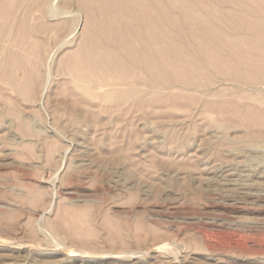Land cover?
Returning a JSON list of instances; mask_svg holds the SVG:
<instances>
[{
	"label": "rangeland",
	"instance_id": "rangeland-1",
	"mask_svg": "<svg viewBox=\"0 0 264 264\" xmlns=\"http://www.w3.org/2000/svg\"><path fill=\"white\" fill-rule=\"evenodd\" d=\"M262 2L0 0V264H264Z\"/></svg>",
	"mask_w": 264,
	"mask_h": 264
},
{
	"label": "bare ground",
	"instance_id": "bare-ground-1",
	"mask_svg": "<svg viewBox=\"0 0 264 264\" xmlns=\"http://www.w3.org/2000/svg\"><path fill=\"white\" fill-rule=\"evenodd\" d=\"M136 1H137V0H136ZM139 1H140V0H139ZM263 1H264V0H263ZM102 2L104 3V1H102ZM157 2H158V1H157ZM162 2H163V1H162ZM137 3H138V2H137ZM140 3H141V2H140ZM160 3H161V2H160ZM262 3H263V2H262ZM263 4H264V3H263ZM132 5H133V3H132ZM146 5H147V4H146ZM156 5H157V4H156ZM159 5H160V4H159ZM161 5L163 6V3H162ZM261 5H262V4H261ZM113 6H114V5H113ZM262 6H263V5H262ZM148 7H149V6H148ZM148 7H147V9H151V8H148ZM250 7H251V6H250ZM132 8H133V7H132ZM152 8H153V7H152ZM252 8H254V7H252ZM133 9H134V8H133ZM136 9H137V8H136ZM147 9H146V11H147ZM262 9H263V8H262ZM137 10H139V9H137ZM151 10H153V9H151ZM161 10H162V9H161ZM251 10H252V9H251ZM134 11H135V10H134ZM155 11H156V9H155ZM149 12H150V11H149ZM153 12H154V11H153ZM160 12H161V11H160ZM254 12H255V11H254ZM252 13H253V12H252ZM145 14H146V13H145ZM154 14L156 15V13H154ZM139 15H140V14H139ZM149 16H150V15H149ZM149 16H148V17H149ZM164 17H165V16H164ZM145 18H147V17H145ZM150 18H152V17H150ZM110 19H111V18H110ZM141 19H142V18H141ZM148 19H149V18H148ZM143 20H144V19H143ZM143 20H142V21H143ZM153 20H154V19H153ZM148 21H149V20H148ZM4 22H5V21H4ZM106 22H107V21H106ZM111 22H112V21H111ZM123 22H124V21H123ZM140 22H141V21H140ZM143 22H144V21H143ZM143 22H142V23H143ZM153 22H154V21H153ZM155 22H156V21H155ZM155 22H154V23H155ZM157 22L159 23V21H157ZM157 22H156V23H157ZM160 22H162V21H160ZM112 23H113V22H112ZM118 23H119V22H118ZM150 23H151V22H150ZM162 23H163V22H162ZM162 23H161V25H162ZM4 24H5V23H4ZM4 24H3V25H4ZM9 24H10V23H9ZM103 24H104V23H103ZM115 24H116V23H115ZM115 24H114V25H115ZM123 24H124V23H123ZM125 24H126V23H125ZM6 25H7V24H6ZM112 25H113V24H112ZM127 25H128V24H127ZM129 25H131V24H129ZM137 25H138V24H137ZM140 25H141V24H140ZM145 25H146V24H145ZM149 25H150V24H149ZM151 25H152V23H151ZM249 25H250V24H249ZM104 26H105V25H104ZM123 26H124V25H123ZM131 26H132V25H131ZM156 26H157V24H156ZM156 26H153V25H152L153 28H155ZM164 26H165V25H164ZM252 26H253V25H252ZM6 27H7V26H6ZM112 27H113V26H112ZM140 27H141V26H140ZM161 27H162V26H161ZM0 28H1V27H0ZM138 28H139V27H138ZM146 28H147V27H146ZM153 28L150 27V28H148V29L153 30ZM157 28H159V24H158V27H157ZM162 28H163V27H162ZM162 28H160V30H162ZM251 28L253 29V27H251ZM117 29H118V28H117ZM128 29H130V28H128ZM131 29H133V28H131ZM155 29H156V28H155ZM164 29H166V28H164ZM108 30H109V29H108ZM112 30H113V29H112ZM136 30H137V29H136ZM141 30H142V29H141ZM144 30L146 31V29H144ZM157 30H159V29H157ZM157 30H155V31H157ZM147 31H149V30H147ZM153 31H154V30H153ZM165 31H166V30H165ZM168 31H169V30H168ZM103 32H104V30H103ZM118 32H119V31H118ZM129 32H131V30H130ZM158 32H161L162 34L164 33L163 31H158ZM113 33H115V32H113ZM126 33H127V31H126ZM144 33H145V32H144ZM149 33H150V32H149ZM263 33H264V32H263ZM119 34H120V33H119ZM128 34H129V33H127V35H128ZM135 34H136V33H134V35H135ZM103 35H104V34H103ZM103 35H102V36H103ZM132 35H133V34H132ZM138 35H139V34H138ZM142 35H143V34H142ZM147 35H148V34H147ZM164 35H165V33L163 34V36H164ZM108 36H109V34H108ZM140 36H141V35H140ZM149 36H150V34H149ZM158 36H159V35H158ZM163 36L161 35L160 37H163ZM97 37H98V36H97ZM110 37H111V34H110ZM112 37H113V36H112ZM133 37H134V36H133ZM138 37H139V36H138ZM141 37H142V36H141ZM141 37H140V38H141ZM155 37H156V36H155ZM160 37H158V41H159V42L161 41V39H162V41H163V40L165 39L164 37H166V36H164L163 38H160ZM105 38H106V37H105ZM120 38H122V37H119V39H120ZM125 38H126V37H125ZM140 38H138V39H140ZM142 38H143V37H142ZM152 39H153V38H152ZM152 39H151V40H152ZM155 39H156V38H155ZM121 40H122V39H121ZM263 40H264V39H263ZM91 41H92V40H91ZM99 41H100V40H99ZM111 41H112V40H111ZM114 41H115V40H114ZM127 41H128V40H127ZM152 41H154V40H152ZM92 42H93V41H92ZM107 42H108V41H107ZM123 42H124V41H123ZM131 42H132V41H131ZM143 42H144V41H143ZM255 42H256V41H255ZM109 43H110V42H109ZM120 43H121V41H120ZM129 43H130V42H129ZM141 43H142V42H141ZM151 43H152V42H151ZM156 43H157V42H156ZM163 43H165V41H163ZM114 44H115V43H114ZM116 44H119V43H116ZM139 44H140V43H139ZM143 44H145V43H143ZM152 44H153V43H152ZM160 44L162 45V43H160ZM172 44H173V43H172ZM172 44H171V45H172ZM89 45H90V44H89ZM97 45H98V44H97ZM97 45H96V46H97ZM100 45H101V44H100ZM129 45H130V44H129ZM129 45H128V46H129ZM134 45H135V44H134ZM153 45H154V44H153ZM173 45H174V47H175L176 44L174 43ZM182 45H183V44H182ZM98 46H99V45H98ZM102 46H103V45H102ZM148 46H150V45H148ZM155 46H156V45H155ZM158 46H159V45H158ZM164 46H165V44H164ZM164 46H163V47H164ZM176 46H177V45H176ZM103 47H104V46H103ZM110 47H111V46H110ZM120 47H121V46H120ZM129 47H130V46H129ZM129 47H128V48H129ZM134 47H135V46H134ZM152 47H153V46H152ZM159 47H161V46H159ZM170 47H171V46H170ZM170 47H169V48H170ZM99 48H100V46H99ZM123 48H124V47H123ZM130 48H131V47H130ZM142 48H144V47H142ZM145 48H146V47H145ZM166 48H167V47H166ZM183 48H185V47H183ZM84 49H85V48H84ZM92 49H93V47H92ZM105 49H106V47H105ZM124 49H126V48H124ZM160 49H161V48H160ZM172 49H173V48H172ZM109 50H110V49H109ZM122 50H123V49H122ZM156 50H157V49H156ZM162 50H163V49H162ZM167 50H168V49H167ZM170 50H171V49H170ZM263 50H264V49H263ZM87 51H88V49H87ZM103 51H104V50H103ZM111 51H112V50H111ZM111 51H109V53H110ZM113 51H114V50H113ZM137 51H138V50H137ZM149 51H150V50H149ZM159 51H160V50H159ZM176 51H177V50H176ZM181 51H182V49H181ZM242 51H243V50H242ZM251 51H252V50H251ZM107 52H108V51H107ZM114 52H115V51H114ZM114 52H111V54L114 53ZM119 52H120V51H119ZM127 52H128V51H127ZM145 52H146V50H145ZM145 52H144L143 54H145ZM152 52H153V51H152ZM163 52H164V51H163ZM116 53H117V51H116ZM116 53H115V54H116ZM123 53H125V52H123ZM129 53H130V52H129ZM150 53H151V52H150ZM157 53H158V52H157ZM167 53H168V52H167ZM182 53H183V52H182ZM239 53H240V52H239ZM78 54H79V53H78ZM92 54H93V53H92ZM102 54H104V53H102ZM102 54L99 55V56H102ZM105 54H106V53H105ZM111 54H110L109 56H111ZM126 54H127V53H126ZM148 54H149V53H148ZM159 54H160V53H159ZM183 54H184V53H183ZM243 54H244V53H243ZM94 55H95V54H94ZM97 55H98V54H97ZM112 55H114V54H112ZM175 55H176V54H175ZM179 55H180V54H179ZM84 56H85V55H84ZM90 56H91V55H90ZM115 56H116V55H115ZM115 56H112V57H111L112 62H113V59L115 58ZM120 56H121V55H120ZM129 56H130V55H129ZM138 56H139V55H138ZM145 56H146V54H145ZM156 56H157V55H156ZM159 56H160V55H159ZM159 56H158V57H159ZM169 56H170V55H169ZM91 57H92V56H91ZM93 57H94V56H93ZM95 57H96V55H95ZM104 57H107V56L105 55ZM113 57H114V58H113ZM132 57H133V55H132ZM171 57H173V56H171ZM86 58H88V57H86ZM97 58H99V57H97ZM97 58H95V59H97ZM100 58H101V57H100ZM120 58H121V57H120ZM128 58H129V60L131 59L130 57H128ZM136 58H137V57H136ZM145 58H146V57H145ZM260 58H263V56L260 57ZM76 59H77V58H76ZM79 59H80V58H79ZM102 59H103V58H102ZM105 59H106V58H105ZM133 59H134V61H135V58H133ZM141 59H142V58H141ZM143 59H144V58H143ZM152 59H153V58H152ZM156 59H157V58H156ZM166 59H167V58H166ZM166 59H165V60H166ZM174 59H177V58H174ZM174 59H173V60H174ZM213 59H214V58H213ZM87 60H89V59H87ZM90 60H91V59H90ZM90 60H89V61H90ZM107 60L109 61L110 59H108V57H107ZM126 60H127V59H126ZM129 60H128V62H129ZM162 60H163V57H162ZM168 60H169V58H168ZM170 60H171V62H172V59H170ZM186 60H188V59H186ZM89 61H88V63H89ZM92 61L95 63L94 58H93ZM92 61H90V62H91L90 65L92 64ZM101 61H102V60H100V65L102 64ZM117 61H118V60H117ZM117 61H116V62H117ZM139 61H141V60H139ZM139 61H137V62H139ZM188 61H189V60H188ZM116 62H114V63H116ZM125 62H126V61H125ZM162 62H164V61H162ZM166 62H167V61H166ZM174 62H175V61H174ZM184 62H185V61H184ZM233 62H235V61H233ZM76 63H77V61H76ZM76 63H74V66L76 65ZM80 63H82V61H80ZM88 63H87V64H88ZM98 63H99V62H98ZM106 63H107V61H106ZM114 63H113V66H114ZM119 63H120V62H119ZM119 63H118V64H119ZM131 63H132V62H131ZM133 63H134V62H133ZM135 63H136V62H135ZM135 63H134V64H135ZM141 63H142V61H141ZM180 63H181V62H180ZM243 63H244V62H243ZM249 63H250V62H249ZM262 63H263V62H262ZM82 64H83V63H82ZM82 64H80V65H82ZM122 64H123V63H122ZM143 64H144V63H143ZM145 64H146V63H145ZM165 64H166V63H165ZM165 64H163V65H165ZM258 64H259V63H258ZM77 65H79V64H77ZM77 65H76V66H77ZM83 65H84V64H83ZM95 65H97V64H95ZM95 65H94V66H95ZM100 65H99L98 67H101V66H102V65H101V66H100ZM123 65H124V64H123ZM146 65H147V64H146ZM151 65L153 66V63H152ZM151 65H150V66H151ZM161 65H162V64H161ZM76 66L74 67V70H76V69H75ZM91 66H92V67H91V69H92V68H93V65H91ZM108 66H110V65H108ZM118 66H119V65H118ZM134 66H135V65H134ZM257 66H258V65H257ZM259 66H260V65H259ZM83 67H84V66H83ZM96 67H97V66H96ZM98 67H97V68H98ZM105 67H107V65H106ZM105 67H104V65H103V68H105ZM116 67H117V65L115 66V68H116ZM156 67H157V66H156ZM94 68H95V67H94ZM107 68H108V67H107ZM109 68H110V67H109ZM119 68H120V67H119ZM129 68H130V67H129ZM129 68H128V69H129ZM131 68H132V67H131ZM165 68H166V67H165ZM234 68H235V67H234ZM71 69H73V68H71ZM95 69H96V68H95ZM99 69H100V68H99ZM99 69H98V70H99ZM110 69H111V68H110ZM112 69H114V67H113ZM132 69H134V67H133ZM148 69H149V68H148ZM148 69H147V70H148ZM150 69H151V68H150ZM150 69H149V71H150ZM153 69H155V68H153ZM74 70H73V71H74ZM80 70H82V69H80ZM83 70H85V69H83ZM115 70H116V69H115ZM121 70H122V69H121ZM142 70H143V69H142ZM142 70H141V71H142ZM161 70H162V69H161ZM73 71H72V72H73ZM76 71H77V70H76ZM78 71H79V70H78ZM106 71H107V69H106ZM123 71H124V70H123ZM127 71H128V70H127ZM131 71H132V70H131ZM131 71H130V72H131ZM158 71H159V70H158ZM158 71H157V72H158ZM82 72L85 73V71H82ZM90 72H91V74H92V71H90ZM102 72H104V71H102ZM115 72H116V71H115ZM121 72H122V71H121ZM121 72H120V73H121ZM132 72H133V71H132ZM132 72H131V73H132ZM137 72H138V70H137ZM33 73H34V72H33ZM109 73H110V72H109ZM123 73H124V72H123ZM133 73H134V72H133ZM133 73H132V74H133ZM140 73H141V72H140ZM140 73H139V74H140ZM154 73H155V70H154ZM34 74H35V73H34ZM72 74H73V73H72ZM74 74H75V72H74ZM74 74H73V75H74ZM126 74H127V73H126ZM126 74H124V76H125ZM136 74H137V73H136ZM139 74H138V75H139ZM142 74H143V73H142ZM156 74H157V73H156ZM159 74H160V72H159ZM162 74H163V73H162ZM78 75H79V74H78ZM95 75H96V74H95ZM103 75H104V74H103ZM115 75H116V73H115ZM140 75H141V74H140ZM143 75H144V74H143ZM151 75H152V74H151ZM151 75H150V76H151ZM160 75H161V74H160ZM160 75H159V76H160ZM167 75H168V74H167ZM82 76H83V75H82ZM85 76H86V75H85ZM92 76L94 77V75H92ZM92 76H91V77H92ZM99 76H100V75H99ZM101 76H102V75H101ZM104 76H106V75H104ZM104 76H103V77H104ZM122 76H123V74H122ZM134 76H135V75H134ZM150 76H149V77H150ZM157 76H158V75H157ZM164 76H165V74H164ZM34 77H35V76H34ZM76 77H78V76H76ZM128 77H129V76H128ZM131 77H132V75H131ZM135 77H136V76H135ZM139 77H140V76H139ZM142 77H143V76H142ZM160 77H161V76H160ZM261 77H262V76H261ZM85 78H86V77H85ZM88 78H89V77H87L86 79H88ZM82 79H83V78H82ZM107 79H108V77H107ZM125 79H126V78H125ZM137 79H138V78H137ZM145 79H146V78H145ZM148 79H149V78H148ZM160 79L163 80L162 78H160ZM93 80H94V79H93ZM103 80H104V78H103ZM34 81H35V79H34ZM148 81H150V80H148ZM155 81H156V80H155ZM157 81H158V80H157ZM106 82H108V81H106ZM165 82H166V81H165ZM152 83H153V82H152ZM152 83H151V84H152ZM158 83H159V82H158ZM32 84H33V83H32ZM92 85H93V84H92ZM149 86H150V84H149ZM29 91H30V90H29ZM140 93H141V92H140ZM163 95H164V94H163ZM162 97H164V96H162ZM158 98H159V97H158ZM158 98H157V99H158ZM142 99H143V98H142ZM137 103H138V102H137ZM145 103H146V102H145ZM145 105H146V104H145ZM244 178H245V177H244ZM73 255H74V254H73Z\"/></svg>",
	"mask_w": 264,
	"mask_h": 264
}]
</instances>
